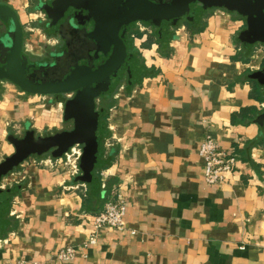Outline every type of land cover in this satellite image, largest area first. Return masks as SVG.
Wrapping results in <instances>:
<instances>
[{
    "label": "crops",
    "instance_id": "obj_1",
    "mask_svg": "<svg viewBox=\"0 0 264 264\" xmlns=\"http://www.w3.org/2000/svg\"><path fill=\"white\" fill-rule=\"evenodd\" d=\"M41 1L0 0L18 13L25 50L37 56L56 39L41 33ZM244 28L239 17L215 9L201 33L177 29L169 50L149 33L136 35L148 72L114 96L105 142L113 161L99 179L110 196L115 186L121 190L126 230L102 229L98 243L88 245V217L98 208H86L90 186L62 164L67 158L31 157L1 182L3 190L21 185L22 191L10 210L17 227L0 233V264H264V143L254 146L258 121L244 123L264 110V88L245 78L264 70V45L248 53ZM44 101L0 81V164L14 154L11 133L44 136L63 128V105ZM207 135L225 149L249 150L231 185L205 182L200 149ZM69 246L79 256L57 259Z\"/></svg>",
    "mask_w": 264,
    "mask_h": 264
},
{
    "label": "water",
    "instance_id": "obj_2",
    "mask_svg": "<svg viewBox=\"0 0 264 264\" xmlns=\"http://www.w3.org/2000/svg\"><path fill=\"white\" fill-rule=\"evenodd\" d=\"M197 3H202L203 7ZM210 8L247 17L248 26L240 40L250 46L264 45V0H42L40 10L48 20L46 32L58 36L64 42L60 47L68 44L69 50L59 52L52 65L33 64L34 71L30 73V62L24 53V26L13 8L0 5V22L7 27L6 34L0 38V81H9L34 95L77 92L75 100L65 105L66 118L75 120L73 131L46 137L29 131L22 139L14 135L8 137L15 153L0 164V213L4 201L1 198L2 179L31 157L53 150L52 157L61 159L76 145H83L81 170L84 175L91 177L99 167L101 140L98 131L102 122L96 99L112 92L128 68L130 74L133 73L126 42L129 26L143 22L160 29V36H163L168 26L186 18L193 20ZM90 24L94 29L88 32L86 26ZM93 39L105 48L108 59L96 69L87 65L80 67L78 61L83 58V50L90 48L89 53L93 50L87 46ZM255 77L264 86V70Z\"/></svg>",
    "mask_w": 264,
    "mask_h": 264
},
{
    "label": "trees",
    "instance_id": "obj_3",
    "mask_svg": "<svg viewBox=\"0 0 264 264\" xmlns=\"http://www.w3.org/2000/svg\"><path fill=\"white\" fill-rule=\"evenodd\" d=\"M213 11V10H212ZM211 13L209 10H205L203 13H201L198 17H196L193 20H188L185 22V26L189 29L194 34L201 33L204 30V19ZM183 25L182 22H177L173 25H170L166 29V34L163 36H160V29L155 28V34L154 37L157 41V44L160 46L161 50H169L170 48V42L173 41V39L176 38V30L180 28ZM130 34L135 36L137 35L138 37H141L142 34L141 32L130 30ZM130 35V40H129V50L131 52V62L133 65L131 66V70H133V73H129V87L135 86L141 82V80L147 75L148 69L146 68L143 57L141 53L135 48V43H134V38L131 37ZM246 51L249 53L253 46L246 45L244 47ZM257 73H253L251 71L247 72L245 75V78L251 83L254 84L256 88H264V86L259 82V80L255 77ZM114 97L108 98L106 107L103 108V121L101 124V128L99 130V138L101 140V152H100V165L98 168L95 169L91 177H86L84 173H81L77 177L78 182H85L88 183L90 186V196L88 197L89 199H86L85 205H87L86 208H88V205L90 204V207L97 208L96 211H93L94 213H100L104 207H100L99 205H93L94 199H96L99 203H103V200L106 201L110 198V194L102 189V185L100 183V174L103 170L108 169L112 166V161H113V155H106V147H105V142L107 139L111 137V133L108 128V120L107 117L109 115V111L111 107L114 104ZM255 114L254 118H250L249 120L244 121L245 124H249L251 122H257L260 125L261 128V133L260 137L255 141L254 146L258 145L259 143H264V110L262 112H257L253 111ZM257 116V117H256ZM236 123V121H234ZM249 148H252L249 147ZM249 150L241 151L237 150V155L240 159L245 160L246 153ZM43 156H37V158H42ZM20 169V167L13 169L10 173L17 172ZM22 191V186H16L11 189H6L5 191L2 190V195L1 198L4 200L1 204V213H0V233L1 234H8L11 230L16 228L17 224L15 223V220L10 217V210L12 206V202L15 196H17L20 192ZM103 198V199H102Z\"/></svg>",
    "mask_w": 264,
    "mask_h": 264
},
{
    "label": "built area",
    "instance_id": "obj_4",
    "mask_svg": "<svg viewBox=\"0 0 264 264\" xmlns=\"http://www.w3.org/2000/svg\"><path fill=\"white\" fill-rule=\"evenodd\" d=\"M141 32L149 33L148 28L139 25ZM75 150L67 156L68 162H73L74 172H78L77 162L79 151ZM71 155V156H70ZM200 155L204 160L205 182L209 187L231 185L233 176L239 174L242 159L237 155L235 149H225L221 143L211 135H207L201 145ZM74 158V160H72ZM127 215V204L121 190L115 186L114 192L106 202L104 209L88 219L92 221L91 238L88 245L97 244L99 233L102 229L111 228L115 230H126L125 217ZM87 245H84L86 248ZM79 256V248L69 246L60 250L56 257L61 261H71Z\"/></svg>",
    "mask_w": 264,
    "mask_h": 264
},
{
    "label": "flooded vegetation",
    "instance_id": "obj_5",
    "mask_svg": "<svg viewBox=\"0 0 264 264\" xmlns=\"http://www.w3.org/2000/svg\"><path fill=\"white\" fill-rule=\"evenodd\" d=\"M44 1H49V0H44ZM38 5H39V7H41V2H38ZM197 5L199 7H203L202 3H197ZM215 9L216 8H210V9H207V10L212 11V10H215ZM229 13H231V14L239 17L243 21L244 26H245V28H244L243 31H245L247 29V26H248V18L247 17H244V16H241L240 14H238L236 12H229ZM76 21L79 22V20H78L77 17H76ZM187 21H188V19L186 18V19H183L180 22L183 23L182 26H185V22H187ZM0 23H2V22H0ZM47 23H48V20H47V17L45 15V26H44L45 32H46V24ZM140 24H142L146 28H148L149 34H150L149 35V38H153L154 37L155 29H154L153 26L147 25V24H145L143 22H136L133 26H129V28L127 29L126 42H127V45H128V49H129V40H130V35H131L130 34L131 33L130 30L132 29L134 31H138L140 29L139 28V25ZM2 25H3L4 29H1L0 30V38L3 37L6 34L5 29H7L6 24L2 23ZM86 29L88 30V32H91L94 29V26L92 24L87 25L86 26ZM131 37L134 38L135 37V34L131 35ZM55 38L56 39H54L55 41L53 42L55 46H53V47L50 46V48H51L50 50H49V48H47L48 50L46 49V51H45L46 53L44 55H42V56H33V55L29 54L24 49V53L26 54V57H27V62H30V64H29V71H30V73L34 71V69L32 68V65L33 64L48 63L49 65H52L53 63H55V60L57 58V54L59 52H62L64 50L65 51L69 50L68 44L64 45L63 47H60V45L62 43H64L63 40H59V37L58 36H56ZM87 43H85V45L87 44V46L88 47H91L93 50H92L91 53H89V49L90 48L88 50H83V52H82L83 58H81L78 61V65L80 67H82L84 65H87V66H89V67H91L93 69H96V68L100 67L102 64H104V62L107 61V59H108V53H107V51L105 50L104 47L102 48L100 46V44L98 43L97 40H94V39L93 40H89ZM129 53H130V56H131L130 50H129ZM130 60H131V58L129 59V61ZM128 65H127V68H128ZM129 73L130 72H129V68H128V70L125 71L124 74L120 77L119 83L116 85L115 88H113V91L112 92H109V93L107 92V93L99 96L96 99L97 112L100 114V121L101 122L103 121V117H104V113H103L102 110H103L104 107H106V103L108 102L107 99L114 97L121 88L128 87V84H129ZM65 75H66V73H64L63 77ZM76 96H77V92H70V93H65V94H56V95H50L49 96L50 97V101L52 103H54V104L55 103L56 104H62L63 105V109H64V125H63V128L61 130H58L55 133H50L49 135H44L42 137L51 136V135H55V134H58V133H62V132H66V131H73L74 130L75 120L74 119H67L66 118V107H65V105H67L68 102H71V101L75 100ZM107 119H108V117H107ZM28 132L24 133L22 136H17V135L12 134V133L9 136L14 135L17 138L22 139V138H24L26 136V134ZM37 136L38 137H41V135H37ZM98 136H99V131H98ZM84 148H85V146H83V145H76L75 147H73L70 150V152L67 155H65L63 157V158H67V156L69 154H72L75 150L79 151L78 162H77V167H78L77 174H78V176L81 175V173H83L82 170H81V160H82V157H83ZM77 151H76V153H77ZM52 153H53V150L45 153L42 156H50L51 158H53L52 157Z\"/></svg>",
    "mask_w": 264,
    "mask_h": 264
},
{
    "label": "rangeland",
    "instance_id": "obj_6",
    "mask_svg": "<svg viewBox=\"0 0 264 264\" xmlns=\"http://www.w3.org/2000/svg\"><path fill=\"white\" fill-rule=\"evenodd\" d=\"M43 17H44V14H43ZM45 18V17H44ZM40 19H38L37 21H39ZM36 23H38V22H36ZM36 25V24H35ZM34 25V26H35ZM28 28H32V27H28ZM33 28H35V27H33ZM1 29H4V27H3V25H2V23H0V30ZM141 32V31H140ZM41 33L44 35V37H45V39H50V37L49 36H47V33L45 32V30L44 29H41ZM141 34L142 35H145V34H147V32H141ZM34 35H35V33L33 32V31H30V30H27V39L28 40H32L33 39V37H34ZM150 34H148V36H149ZM47 41V40H46ZM50 43V42H49ZM49 46H55L54 44H51V45H49ZM44 48V47H43ZM47 48H49V50L51 49L50 47H47ZM48 50V49H47ZM46 49H41L40 50V54L41 55H39V56H42V55H44L46 52ZM28 52V51H27ZM30 53V52H29ZM33 56H37V55H33ZM37 96V95H36ZM39 97L41 98V100L42 101H44V99H46V100H49L50 99V97L49 96H42V95H39ZM45 100V101H46ZM45 101H44V103H45ZM20 126H18V128H19ZM20 130H18V129H16L15 128V131L16 132H21V128H19ZM56 131H54L53 133H55ZM24 133L23 132H21L20 133V136H22ZM11 152H15V149H12L11 148ZM71 156V155H70ZM43 157H50V156H43ZM51 158V157H50ZM6 159V158H5ZM4 159V160H5ZM72 160H74V158H72ZM64 166H66L70 171H72V172H74V165H73V162H68V161H65L64 163H62ZM60 166H61V164H60ZM40 168H42V166H40ZM18 172V171H17ZM13 202H15V201H13ZM13 202H12V206L11 207H13Z\"/></svg>",
    "mask_w": 264,
    "mask_h": 264
}]
</instances>
